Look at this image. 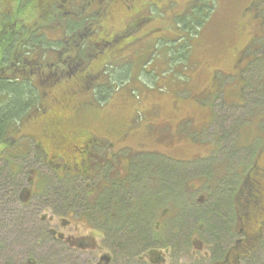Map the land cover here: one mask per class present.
I'll return each mask as SVG.
<instances>
[{
    "label": "rangeland",
    "instance_id": "374dc122",
    "mask_svg": "<svg viewBox=\"0 0 264 264\" xmlns=\"http://www.w3.org/2000/svg\"><path fill=\"white\" fill-rule=\"evenodd\" d=\"M86 1L0 0V65L2 48L12 36L27 46L30 41L41 43L36 37L41 35L52 42L45 41L52 48L50 53L39 49L25 52L40 59L41 74H47V79L53 68V72H62L64 62L61 65L60 60L79 54L68 52L73 47L67 42L74 32L63 30L59 16L63 18L64 10L72 11ZM146 1L152 5L142 13L144 19L129 28L132 23L128 17L138 12L140 17ZM192 3L198 10L191 8ZM131 5L133 12L123 0H101L84 7L81 16L89 9L100 13L93 19L91 27L96 32L90 35V42L112 39V46L99 48V55L87 61L77 74L80 79L63 80L53 87L41 84L44 111L32 112L11 130L15 140L11 148L0 142V264H95L99 259V253L73 250L58 240L51 242L49 228L65 238L85 237L98 244L100 254L110 257L111 264H210L212 257L234 258L236 252L229 250L239 235L237 227H229L232 210L229 203L224 205L229 201L228 190L234 187L238 191L240 180L251 166L264 167V0H132ZM48 20L52 25H47ZM185 22L192 23L190 31L183 29ZM196 22H200L197 29L193 26ZM31 30H36L35 37L25 40V32ZM78 33L76 37L84 34L83 30ZM83 48L85 57L93 54L88 46ZM123 67H128L124 81L114 82ZM9 69L3 71L6 76L16 77L12 71L19 74ZM90 73L97 75L94 86L86 89L83 76ZM70 88L74 93L68 100L80 105L77 111L58 107ZM103 96L106 98L100 101ZM57 117L58 130L65 138L80 130L95 140L89 156L94 170L89 179L76 177L80 187L89 182V187L97 189V185L118 180L132 157L139 159L142 172L151 171L143 176L135 170L130 179L117 184L118 204L110 206L113 211V207L120 211L123 206L128 212L142 203L152 223L167 213L154 237L156 241L123 231L127 218L121 214L107 219L109 227L116 225L118 230L104 242L91 227L82 226L78 213L63 216L64 205L58 197L67 190L59 182V168L43 158L48 144V132L44 130ZM71 146H66L70 156L79 151L77 146L70 151ZM155 155L172 160L164 166L175 169H180L182 160L209 158L213 163L208 169L217 181L209 178L206 170L189 167L183 191L173 197L177 177L162 185V163L154 159ZM10 165L15 176L10 173ZM62 177L67 181L70 176ZM40 179L46 180L38 187ZM221 205L218 212L212 211ZM61 219L67 223L60 226ZM251 221L246 227L243 220L239 222L247 237L257 234L258 223L264 224V214ZM144 247H153L163 262H157L155 255L145 257L148 252L139 253ZM237 248L240 251L241 246ZM238 264H264V243L251 258Z\"/></svg>",
    "mask_w": 264,
    "mask_h": 264
},
{
    "label": "trees",
    "instance_id": "16d2710c",
    "mask_svg": "<svg viewBox=\"0 0 264 264\" xmlns=\"http://www.w3.org/2000/svg\"><path fill=\"white\" fill-rule=\"evenodd\" d=\"M72 1H75V0H66L67 3H70ZM100 1L101 0H92L91 2L90 0H88L83 4L82 3H80L79 5L77 4L75 7H73L74 10L67 12L68 15H63V18L62 16H59V18L62 19L61 20L62 22L60 23V25L61 26L64 25L63 30L66 29L67 32H70V33L71 31L74 32L72 33L74 37L69 42H67V44L69 43L68 46L73 47L68 52L70 54L74 52H77L79 54V56L76 55L75 57L66 56L64 59L60 60L61 65L64 62V65H63L64 68L62 71L63 73L53 72L54 71V68H53L49 74V79H47L48 78V76H46L47 74H41L42 73L41 67L43 66L42 64H40L41 62H39L40 59H37L34 57H28V54L30 53L25 52L26 49L28 50L33 49L35 51L39 49L43 52L50 53L52 48L48 47L49 44L45 42L48 40L44 39L41 35L36 36L38 37V40L41 43L30 41V43L26 46V43L23 44L24 41L16 42L17 40L16 36H12L9 44L3 46L2 51H1L2 65H0V70H1L0 73L2 74V75L0 74V142H3L7 146L8 149L11 148L13 145H15L14 144L15 140L12 139L13 135L11 134V130L15 129L16 126H20V124H22L26 120V118H28L31 115L32 112L42 111V110L44 111V109L41 107V104H40V100L42 99V96L45 94L44 91L41 92L39 90L40 88L39 86H41V84L44 85L45 87H47L48 85H51L53 87L57 82H60L63 80L80 79V76H78L77 74H79V71L84 67L87 61H89L90 59L92 60L99 55V52L101 51V49L99 48L101 46H112V43H113L112 39L108 41L104 39L102 40L98 39V41L95 40L94 44L91 43L93 41L90 42V35L96 32V29L91 27L93 25L92 23L93 19L96 17L95 11L93 13L90 12L91 14L87 12L85 15L81 16V13L84 7H86L89 4L93 6L95 4H98V2ZM194 3H192L191 8L194 10H198L195 8ZM139 19H141V21L144 19V17L142 16V12L140 13ZM182 19L183 18H181L180 21H183ZM48 22L49 20L47 21V23ZM51 23H53V21H50L47 25H52ZM137 25L132 23L131 26H129V28L133 26H137ZM191 25L192 23L183 24V29L190 31ZM193 26L196 27V29L199 28L200 22H196ZM82 30L84 34L78 35V37H76L77 34L75 35V33L77 32L80 33ZM31 31L27 33L25 32V35L27 36L25 40H32L35 37L34 33L36 31L34 30L33 32ZM84 46H88V48L90 49L91 52H93V54L88 55V57H85V55H82L81 52L84 49L83 48ZM177 59H178V56L175 57L176 61ZM14 62L16 63L17 67L14 66ZM9 63L11 65H8ZM6 66L8 68H5ZM9 68H13L14 70L16 69L17 71L16 70L15 71L18 72L19 74H15L14 71H12L11 75H15L16 77L6 76L7 73L3 71L4 69L10 70ZM55 68L57 67L55 66ZM110 68L112 70L113 67L111 66ZM127 68L128 67H123L122 69H120L121 73L116 74L118 77L113 78L114 82L122 83L124 81V78L127 73ZM112 72H115V71L113 70ZM26 74H31V75L29 76ZM96 75L97 74L90 73L89 76L88 74L87 75L85 74L83 76L84 85H87L86 89H89L90 86H94ZM91 82H93V84ZM95 85H97V83ZM52 87L49 88V91L51 90ZM72 89L73 88H70L69 91L65 93V97H64L65 99L73 95ZM105 98H106L105 96L101 97L100 101L104 100ZM69 104H73L70 106L72 109H74V107L76 111L79 109V106H80L79 104H76L74 102L69 103ZM52 123L56 124L55 127L58 128V117L53 119ZM90 155H91V151L89 153V156ZM132 158L134 159H130L129 161L126 162L125 168L124 170H122L124 172L123 173L121 172L117 176L118 180H115L114 181L115 183L112 186H110V182H109L107 184L108 187H105L104 188L105 190L100 192V194L96 197L97 199L96 198L94 199V197H92L91 194H88V193L86 194L85 190H83L84 188L78 185L79 183L76 184V177L70 176L68 177L69 179L67 181H63V179H65L64 177H62L61 179H59L60 177H58L57 179L60 180L59 182L62 184V186H64V189L67 190V191H62L60 196L58 195L59 196L58 200L61 201L63 205L70 204L73 207L75 206L76 202L77 203L83 202V203L88 204V202L91 201L90 202L91 205L99 204L97 206H100V207L102 206V204H105L106 202H109L111 200L116 202L115 201V186H117V184L123 183L126 180L125 178L127 177L128 179H130L133 175H135V170H137L143 176L146 174V172H151L147 170H144L145 172H142V169L140 165L138 164L139 159H137L136 157H132ZM154 159L158 160L159 164L160 162L162 163L160 164L161 170L159 171L160 173L163 172V176L162 174L160 176L162 185L167 186L170 178H173L174 176L177 177L176 187H172L173 197L177 195L178 193H180L181 191H183V186H185L183 183L185 179L187 178L186 176L187 173L190 171L188 169L189 167L202 168L206 170L205 174H208L209 178L214 180V182L217 181V176L215 175L211 176V171L208 169L209 163H213L212 160L211 161L209 160V158L201 159L197 161L182 160L180 161L181 164H179L181 165L179 166L180 169H175L171 165L164 166L165 164H170L172 162V160H170L167 157L163 158V156L155 155ZM88 165H90L89 162H88ZM146 166H150V165L146 163ZM251 169H252V166L249 168V170L246 171V175L249 173ZM9 170L12 176H15L14 171H12L13 169L11 168V165L9 166ZM168 176H171V177H168ZM44 180L41 179V182H39L38 187L40 186L41 183L43 184L42 181ZM231 182L233 181L231 180ZM219 183L222 185V182H219ZM235 184H237V182L234 183V185ZM16 190H17V187H16ZM228 191L230 192L229 201H227L226 203L224 202L223 203L225 206H227L229 203V206L231 208L230 211L232 210L231 213L233 214V210H234L233 202H235L236 195L238 191H241V188L239 187L237 191L235 190L234 187H229ZM107 192H109L110 195H107ZM164 200H167V198ZM240 200L241 199L239 197V201ZM187 202L188 201L186 200V203ZM247 206H248L247 203L246 204L244 203L243 209L241 206L244 227H246V225L248 224H251L252 223L251 220L254 219V217L256 216L252 209L249 212L246 211ZM114 208L118 210L117 214H115V217L119 216V214H121L120 217L123 216V218L138 217V214H139V212L135 211L134 209H131L130 214L128 215V213L125 211L123 206L120 211L117 207H114ZM221 208H222V205L221 207H213L212 211L215 213V212H218ZM194 212L196 211L194 210ZM100 217L106 218L104 216L103 217L100 216ZM210 217H213V216L211 215ZM229 219L231 218L228 217V221H231L229 224V227H230L234 223V217H232L231 220ZM238 235H239L238 236L239 238L234 243V246L230 248L229 250V252L230 251L236 252L234 258L232 259L233 262H236V264H238L241 259L251 258L252 254L258 250V248L261 246L262 243H264V229H263V232H260L258 235L256 234L254 236L249 234V237H247L246 234L244 233V230H243V234H238ZM239 246H241L240 251H237L238 249L237 247Z\"/></svg>",
    "mask_w": 264,
    "mask_h": 264
},
{
    "label": "flooded vegetation",
    "instance_id": "af4514ba",
    "mask_svg": "<svg viewBox=\"0 0 264 264\" xmlns=\"http://www.w3.org/2000/svg\"><path fill=\"white\" fill-rule=\"evenodd\" d=\"M33 1V0H31ZM126 8L128 10H130V12L135 10V8L133 7L132 4V0H123ZM149 2V0H148ZM99 3V2H98ZM128 4V5H127ZM131 5V6H130ZM152 2L149 4L146 3L143 4V10L141 11L142 13L144 11H146V7L147 6H151ZM132 11V12H133ZM90 13V12H94V10H87L86 13ZM85 13V14H86ZM96 13V11H95ZM135 13V12H134ZM139 13V12H138ZM137 13V15H138ZM91 14V13H90ZM63 15H68V13L64 10ZM100 13H96V16L99 17ZM134 17L132 18L131 16L128 17L129 21H131V23L133 24H139L141 22V19H139V17H137V15L135 16L134 14H132ZM41 16L40 15V20H41ZM257 17V15H255ZM38 28L39 25H37ZM35 28V29H38ZM36 31V30H34ZM33 32V31H31ZM95 40L91 43L94 44ZM89 44V43H88ZM89 76V74H88ZM74 93V91L72 90V94ZM65 95L62 97L61 102L59 103L58 107L60 109H64V110H70L72 109L70 106L73 104H69V103H73V101H69L68 98H64ZM74 110L75 107H74ZM56 124L51 123L49 125V127L47 129L44 130V133H46V131L48 132L46 135L47 140H48V144L46 145L47 147L43 149V158L46 161V163H49V165L54 164V167H58L60 170V175L61 178L62 176L65 175H69L71 177H82V178H86L89 179L91 176L90 172L92 171V169L94 170V168L91 165H88V162L90 160L91 157H89V151L90 149L93 148V146L95 145V140L92 137H89L88 134H86L83 131L77 130L72 134V136H70L68 139L65 138L64 135H62V132H59L58 128L55 127ZM54 130H58V131H54ZM72 143V146L70 147V151L75 148V146L78 147L79 151L77 153H75L74 155L70 156L68 153V149L66 150V146L68 144ZM43 160V159H42ZM130 159H128L129 161ZM43 163V161H40ZM127 162V161H126ZM126 165V164H124ZM53 167V166H52ZM121 170L123 168V166L120 167ZM125 168V167H124ZM116 169V168H115ZM62 172V173H61ZM118 173V172H117ZM55 174L58 176V174L55 172ZM59 175V177H60ZM116 175V174H114ZM106 176V175H105ZM82 178H80V180H82ZM41 181V179H40ZM30 183H32V180L29 181ZM110 182V186H112L115 182L114 181H109ZM108 182V183H109ZM245 183L246 186H245ZM244 184L245 189L244 191H242L243 189H241L240 191V201L238 199L237 202H233L234 205V210H233V214L231 216L234 217V223L233 226L237 230L236 233L237 234H243V230H242V225H239V222L242 223V210H241V206L243 209V205L244 203L248 204V206L246 207V211L249 212L251 211V209L254 211L255 213V217L254 219H256L258 216L263 215L264 213V167L261 168L259 167V165L255 164L252 166V169L249 171V173L247 175H245L241 180L240 183L238 185V189L239 187L241 188L242 185ZM243 186V188H244ZM97 189L95 190L93 186L89 187V182L85 185V187L83 190H85V193L87 194H91L92 197H94V199L100 194V192H102L103 190H105V187H108L106 184H104L103 186H96ZM194 190V189H192ZM23 190L20 191L19 197L20 200H24V195H23ZM115 192H116V186H115ZM85 194V196H86ZM245 194V195H242ZM97 199V198H96ZM107 204V205H106ZM110 204H112L113 206H116L118 204V202H106L105 204H102V206H97L99 204H94L91 205L89 202L88 204L83 203V202H76L75 206L73 207L70 204L64 205V211H63V216H69V215H73V213H78V219L79 221L82 222V224L84 223V225L82 226H89L92 228V230L99 235V239L98 240H103V242L105 241L106 238L109 237L110 233H114L116 232L118 229L116 228V225H113L111 227L110 224L107 222V219L109 220H113L114 216H115V208L114 211L111 208ZM92 207H91V206ZM106 205V206H104ZM142 203L140 204V207L134 208L135 211L139 212L138 216H143L142 218H137V217H128L126 219V223L123 224V231L128 230L129 232H132L134 234H136L137 238H143V237H147L149 236L151 239H153L154 241H156V239L154 238L156 236L157 232H160V228L161 225L163 224V221L165 220V216L166 214H162V216L160 217V219L156 220L155 223H152V220H150L147 215L144 212V207H142ZM131 210V209H130ZM130 210L127 212L128 215L130 214ZM208 213H210V209H208ZM248 214V213H247ZM100 216H104L106 218H101ZM51 221V220H50ZM226 221V219H225ZM225 221H223V225L227 227ZM254 221V220H253ZM252 221V223H253ZM105 222V223H104ZM67 223L66 219H61L59 225H65ZM258 223V222H257ZM50 225V223L48 224ZM259 227V231L257 232V235L260 232H263L264 229V224L262 223H258ZM241 226V228H240ZM134 227H136V229H138V232L135 231ZM121 230V231H122ZM145 230H147V234H144ZM54 229L49 228V230H47L48 236L50 237V241L51 242H55L56 240H58L59 242H61L64 246H68L71 247L73 250H79V249H84V251H90V252H94V253H99V259L95 260V264H111L112 263V259H110V257L104 255V254H100L101 252V247L96 244V243H90L85 237L81 238V239H74L73 237H63L61 234H55ZM240 245V244H239ZM153 248V247H152ZM152 248H146L144 247L143 251H139V253L142 252V254L144 255L145 253L148 252V254L145 257H149L152 255L156 256V261L157 262H163L164 259H162L161 257H158V255L156 253H154L155 249ZM200 249V246L199 248ZM151 251V252H149ZM81 252V251H79ZM221 260V261H218ZM215 260V258L213 259V257L211 258V262L210 264H236V262H233L232 258L229 260L228 256H222L220 259Z\"/></svg>",
    "mask_w": 264,
    "mask_h": 264
},
{
    "label": "bare ground",
    "instance_id": "6f19581e",
    "mask_svg": "<svg viewBox=\"0 0 264 264\" xmlns=\"http://www.w3.org/2000/svg\"><path fill=\"white\" fill-rule=\"evenodd\" d=\"M47 132V131H46ZM47 161V160H46ZM60 172V171H59ZM62 173V172H61ZM62 181V180H61ZM64 183V182H63ZM96 189V188H95ZM72 220V219H71ZM83 225V224H82ZM59 228V227H58ZM89 228V227H88ZM58 231V230H57Z\"/></svg>",
    "mask_w": 264,
    "mask_h": 264
}]
</instances>
